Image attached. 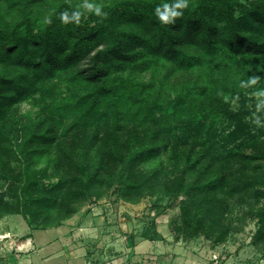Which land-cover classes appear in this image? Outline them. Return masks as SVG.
<instances>
[{
  "label": "trees",
  "instance_id": "16d2710c",
  "mask_svg": "<svg viewBox=\"0 0 264 264\" xmlns=\"http://www.w3.org/2000/svg\"><path fill=\"white\" fill-rule=\"evenodd\" d=\"M84 2L0 0V214L48 229L111 191L164 197L176 238L216 247L246 207L263 250L264 0H189L172 24L171 0Z\"/></svg>",
  "mask_w": 264,
  "mask_h": 264
},
{
  "label": "rangeland",
  "instance_id": "374dc122",
  "mask_svg": "<svg viewBox=\"0 0 264 264\" xmlns=\"http://www.w3.org/2000/svg\"><path fill=\"white\" fill-rule=\"evenodd\" d=\"M259 101L255 99V107ZM30 106L24 102L21 109L25 111ZM258 112L249 120L254 129L264 131V110ZM256 117L262 122L260 126L254 122ZM169 204L164 197L130 203L111 191L101 200L84 203L79 212L55 228L42 229L21 214L1 213L0 232H10V252L20 256L21 264H165L176 256H201L206 251L222 250L204 236L176 238L171 222L179 216V208ZM247 210L236 208L238 230L223 249L231 260H238L235 264H264V247L260 250L252 243L255 218ZM30 235L28 241H33L34 246L22 249L21 244ZM8 261L20 264L16 257Z\"/></svg>",
  "mask_w": 264,
  "mask_h": 264
},
{
  "label": "clouds",
  "instance_id": "9594fccd",
  "mask_svg": "<svg viewBox=\"0 0 264 264\" xmlns=\"http://www.w3.org/2000/svg\"><path fill=\"white\" fill-rule=\"evenodd\" d=\"M189 0H171V2H164L161 5L155 7V15L161 24H172L175 23L176 18L183 15V9L188 7ZM83 6L88 9V11L98 17L106 16L107 13L103 10L102 6L98 3L91 2V0H85ZM82 13L79 10H73L71 13L68 11H63L59 13L60 20L65 23H76L79 24L81 20ZM259 77H250L247 82L241 81L243 86L255 85ZM259 96H264V91L257 93ZM257 110L264 108V99H261L257 105ZM257 126L261 125V120L256 117L254 121Z\"/></svg>",
  "mask_w": 264,
  "mask_h": 264
},
{
  "label": "crops",
  "instance_id": "0c3cea01",
  "mask_svg": "<svg viewBox=\"0 0 264 264\" xmlns=\"http://www.w3.org/2000/svg\"><path fill=\"white\" fill-rule=\"evenodd\" d=\"M9 231L6 230V231H3V232H0V235H2L4 237L3 239V244H4V260L6 262V264L9 263V259L11 257H16L19 259V262L21 264V259L19 258L20 256L19 255H15V254H11V250H10V247L8 246V243L10 242V239H9ZM32 238V236H28L26 237V240L25 242H23L21 244V248L24 249L26 248V250H29L31 249L34 245H33V241H28ZM38 241V240H37ZM226 245V244H225ZM211 253V251H209ZM210 253H208L206 251V254H202L201 256L200 255H197V254H191L189 255L188 257H185V256H176L175 258L176 259H173V261H171L170 263H165V264H206L207 263V260L209 259V256H210ZM37 261V260H36ZM235 264L238 263V260H232ZM31 263V262H30ZM23 264H27L26 262H23ZM32 264V263H31Z\"/></svg>",
  "mask_w": 264,
  "mask_h": 264
},
{
  "label": "built area",
  "instance_id": "2783aa9c",
  "mask_svg": "<svg viewBox=\"0 0 264 264\" xmlns=\"http://www.w3.org/2000/svg\"><path fill=\"white\" fill-rule=\"evenodd\" d=\"M3 239L4 237L0 235V264H6L4 260ZM220 246L222 247V250L212 252L206 264H234V262L230 259L228 253L223 249L226 245L222 244Z\"/></svg>",
  "mask_w": 264,
  "mask_h": 264
}]
</instances>
